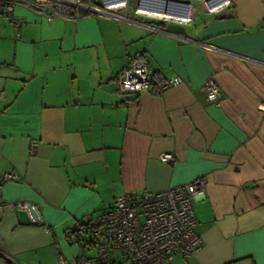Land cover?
I'll list each match as a JSON object with an SVG mask.
<instances>
[{
  "label": "crops",
  "instance_id": "0c3cea01",
  "mask_svg": "<svg viewBox=\"0 0 264 264\" xmlns=\"http://www.w3.org/2000/svg\"><path fill=\"white\" fill-rule=\"evenodd\" d=\"M230 1L187 26L50 19L23 0L16 36L0 15V39L15 51L0 61V264L94 257V241H67L75 225L125 193L197 178L206 180L193 203L203 247L176 264H264V0ZM136 57L183 82L163 94L119 95L115 78ZM209 79L218 106L203 91ZM165 153L172 163L159 160ZM5 174L19 180L4 182ZM19 202L39 208L38 223Z\"/></svg>",
  "mask_w": 264,
  "mask_h": 264
},
{
  "label": "built area",
  "instance_id": "2783aa9c",
  "mask_svg": "<svg viewBox=\"0 0 264 264\" xmlns=\"http://www.w3.org/2000/svg\"><path fill=\"white\" fill-rule=\"evenodd\" d=\"M173 1L189 3L186 18L151 11L141 7L139 0H32V8L50 19L59 18L65 21L83 16H97L116 22L136 20L143 24L187 26L201 15H220L231 7L230 0ZM21 2L23 0L2 2L1 16H11L14 7ZM191 8L194 9L193 12L190 11ZM140 10L181 18L185 22L150 18L140 14ZM13 24L16 29L20 27L18 20H13ZM16 36H19L18 30ZM182 82L179 77L171 78L161 72L150 71L143 57L131 59L115 78L116 92L123 96H139L142 93L163 94ZM203 91L209 104L219 105L221 92L212 79L206 82ZM3 99L4 94L0 92V101ZM36 146L37 143H33V148ZM159 160L170 164L174 157L170 153H165ZM18 180L16 174L3 176L4 182ZM205 187L206 180L197 178L190 183L157 193L128 192L118 196L108 211L90 218L84 224L75 225L67 232L68 242L80 244L92 240L97 249L94 257L85 258L81 255L75 260L76 264H114L116 254H121L122 261L126 264H173L177 258L182 260L191 258L203 247L202 240L195 233L197 222L193 203L204 199ZM29 206L28 202H19L15 209L29 213ZM32 208L39 215V208L35 205ZM58 264L67 263L60 257Z\"/></svg>",
  "mask_w": 264,
  "mask_h": 264
},
{
  "label": "water",
  "instance_id": "95a60500",
  "mask_svg": "<svg viewBox=\"0 0 264 264\" xmlns=\"http://www.w3.org/2000/svg\"><path fill=\"white\" fill-rule=\"evenodd\" d=\"M139 4L141 7H146L147 9L151 11L164 13L170 16H180L183 18H186L187 12H188V6H189V3L173 1V0H168V1L166 0H139ZM32 207H33V204L30 203L28 211H29L30 217L32 218V221L35 223L39 221V215Z\"/></svg>",
  "mask_w": 264,
  "mask_h": 264
},
{
  "label": "rangeland",
  "instance_id": "374dc122",
  "mask_svg": "<svg viewBox=\"0 0 264 264\" xmlns=\"http://www.w3.org/2000/svg\"><path fill=\"white\" fill-rule=\"evenodd\" d=\"M23 3V2H21ZM2 17V16H1ZM4 18V17H3ZM5 19V18H4ZM8 21V19H5ZM9 23V21H8ZM10 24V23H9ZM11 25V24H10ZM160 25H166V26H172V24H160ZM3 26L2 24L0 23V37L3 36ZM13 35V34H12ZM14 35L12 36V40L14 41ZM15 56V51H14V48L12 47V43L11 41L8 42V41H5V40H1L0 39V61H7V62H11L13 57ZM74 61V60H73ZM4 96H5V93H4ZM196 202V201H195ZM115 258V261L116 262H122L121 259H122V255L121 254H116L114 256ZM178 258L174 260V263L173 264H176V263H179L178 262Z\"/></svg>",
  "mask_w": 264,
  "mask_h": 264
},
{
  "label": "trees",
  "instance_id": "16d2710c",
  "mask_svg": "<svg viewBox=\"0 0 264 264\" xmlns=\"http://www.w3.org/2000/svg\"><path fill=\"white\" fill-rule=\"evenodd\" d=\"M7 1V0H5ZM4 2V1H3ZM2 2H0V15H1V11H2ZM14 13V12H13ZM5 19H8L9 23L11 24V26L13 27L14 31H15V34H16V30L19 31V34H20V29L22 27V22L21 20H19L18 18H15L14 15L12 14L11 16H8V17H4ZM13 20H18L20 21V27L18 29L15 28L14 24H13ZM85 223V222H84ZM84 223H80V224H84Z\"/></svg>",
  "mask_w": 264,
  "mask_h": 264
},
{
  "label": "bare ground",
  "instance_id": "6f19581e",
  "mask_svg": "<svg viewBox=\"0 0 264 264\" xmlns=\"http://www.w3.org/2000/svg\"><path fill=\"white\" fill-rule=\"evenodd\" d=\"M193 10H194L193 8L190 9L191 12H193ZM140 14H142V15H144V16H147V17H150V18H155V19H161V18L154 17V16H150V15H152V14H155V15H158V16H161V15H162V14L160 15V14L150 13V12H143V11H141V10H140ZM162 17H163V15H162ZM162 20H165V16L163 17Z\"/></svg>",
  "mask_w": 264,
  "mask_h": 264
}]
</instances>
